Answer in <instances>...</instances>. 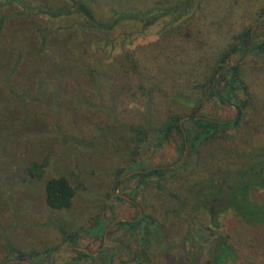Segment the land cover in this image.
<instances>
[{
	"label": "trees",
	"instance_id": "1",
	"mask_svg": "<svg viewBox=\"0 0 264 264\" xmlns=\"http://www.w3.org/2000/svg\"><path fill=\"white\" fill-rule=\"evenodd\" d=\"M204 4L205 0H0L2 144L11 134L3 131L2 125L12 132L13 139L20 137L25 140L24 136L59 132L62 127L57 115L63 105H67L72 115L82 111L79 113L83 115L89 113L91 116L117 119L118 105L123 98L121 89L114 87V77L121 72L137 74L138 79L128 98L145 96V114L154 110V92H165L163 83L150 73L140 72V64L127 58L123 45L128 38L131 40L132 34H121V27L133 25L142 34L152 25L164 22L165 27L180 37L179 26L192 24L201 14ZM253 22H264V8L258 11ZM259 28H264V25ZM250 31L251 26L226 41L220 53L208 63V72L186 81L187 92L179 90L166 97L175 102L185 101L182 107L190 109L187 114L190 119L183 122L185 131L180 128L179 120L183 115L179 113L169 115L159 125H152L144 117H140L141 122L126 121L122 124L124 150L129 152L125 158L126 168H122L118 176L139 170L125 179L124 184L136 181L137 187L155 191L158 197H169L177 207L173 209L174 217L186 224L179 241L175 243L170 238L154 211L153 214L145 212L139 218H131L132 221L116 223L125 231L121 234V242L109 243L102 249L108 223L98 217L85 231L58 227L68 246L79 247L82 237L100 239L101 242L98 252L73 249L74 255L59 264H165V257L173 252L180 256V264H198L197 253L206 245L210 253L208 264H229L236 260L237 255L228 237L221 232L223 215L231 212L247 227H264V200L251 198L252 190L264 189V136L256 148L240 154V162L227 159L226 154L221 164L216 168L210 164L209 174L199 177L193 175L195 169L188 167L204 145L218 138L224 139L228 131L240 124L250 98L258 96L254 92L256 83L247 72L244 73L240 64L222 71L215 83L217 71L227 66L232 58L236 57L237 61L244 58L249 49ZM197 33L195 38L200 45L205 38L201 29ZM121 51L125 53L123 56ZM260 54H264V38L254 41L247 56ZM200 60L199 53L195 52H189L179 61L173 59L168 81L173 80L178 90L186 80L183 75H188ZM199 78L202 83L198 92L195 85ZM71 81L80 87L73 98L67 100L66 90ZM218 86L220 90L217 91ZM212 99L222 105L237 107L239 117L232 123L214 122L213 117H206L200 111L208 108ZM192 101L197 104L192 105ZM47 119H51L50 127ZM150 133H153L156 147L177 134L180 150L172 164L180 159L186 146L189 151L183 161L172 169L162 166L143 168L142 162L134 158L135 145ZM48 164L47 154L38 161L30 160L24 165L27 179H42ZM44 190L49 210L66 211L72 206L77 187L65 177H55L45 183ZM114 198L125 202L117 195ZM198 218L199 230L189 226ZM94 252L96 254H92ZM45 254L49 253H36L34 259L28 261L37 264L38 258ZM155 259L162 260V263H156ZM11 260H25V255L19 250H10L1 264Z\"/></svg>",
	"mask_w": 264,
	"mask_h": 264
},
{
	"label": "rangeland",
	"instance_id": "2",
	"mask_svg": "<svg viewBox=\"0 0 264 264\" xmlns=\"http://www.w3.org/2000/svg\"><path fill=\"white\" fill-rule=\"evenodd\" d=\"M262 8H264V0H205L201 14L195 17L192 24L185 23L179 26L181 30L179 33H182L180 37L174 35L173 30L165 27L164 22L152 25L142 34H139L136 26H122L121 34H132L131 40L129 41L128 38L123 45L127 58L140 64V72L150 73L155 76V80L163 83L165 92H154L155 108L151 112L148 111V114H145L147 112L145 96L128 98L138 79L137 74L121 72V75L114 77L116 80L114 87L116 90L121 89L123 98L118 105L117 119L91 116L89 113L83 115L79 113L82 111L72 115L71 111L67 110V105H63L57 115L62 127L59 132L41 136H24L25 140L20 137L13 139L12 132L2 125V130L11 134L4 144L0 141V264L10 250L21 251L25 255V260H11L12 262L8 261L9 263L6 262V264H13V262L25 264L21 261L29 262V259H34V254L40 252L49 254L38 258L37 264H59L74 255L73 249L96 251L101 243L100 239L82 237L79 247L68 246L64 243L58 227L65 226L70 231L81 232L85 231L98 217L104 219L109 226L105 245L103 237L102 249L109 243L121 242V234L125 231L117 227L116 223L111 225L114 220L137 218L140 212L142 216L145 212L153 214L156 211L164 229L169 232L170 238L175 243L178 242L179 235L186 229V224L174 217L173 209L177 207L170 202L169 197L167 195L158 197L155 191L137 187L136 181L124 184L125 179L136 173L125 178V175L118 176L121 169L126 168L125 158L129 152L124 150L125 131L122 124L126 121L141 122L143 120L140 117H144L152 125H159V122L167 119L169 115L179 113L183 115L179 120L180 128L182 132L185 131L183 122L190 119V115H187L190 109L182 107L185 101L175 102L166 97L179 90L187 92L186 81L191 77L197 79L202 73L208 72V63L220 53L226 41L249 26L252 29L258 23L253 21ZM259 27L262 25L253 30L252 43L250 44L249 40V49L244 58L239 61L236 57L232 58L230 63L215 75L216 83L222 71L240 64L244 73L247 72L256 83L254 92L258 96L250 98L251 102L244 111V117L234 130L228 131L224 139L218 138L200 149L193 164L188 166L196 170L193 175L198 177L208 175L209 165L212 164L216 168L224 161L226 154L227 159L240 162L241 153L252 151L262 142L264 54L247 56L254 41L264 38V28ZM198 29L203 31L205 38L200 45L195 38ZM189 52L199 53L201 60L188 71V75H183L186 80L177 90L176 83L173 80L168 81L171 78L172 65H174L173 59L182 60ZM201 83L202 80L199 78L195 85L198 92L201 90ZM70 84L66 90L67 100L73 98L76 89L80 87L73 81ZM221 85L222 83L220 88ZM128 86L130 89H127ZM220 88L218 86L216 90ZM238 96L242 97L241 94ZM208 103V108L200 112H204L206 117H213L214 120H211L214 122L233 120L236 110H238L237 118L239 117L240 111L235 106L222 105L214 99ZM194 104L197 102L192 101V105ZM47 121L50 127L51 119ZM152 135L153 133L148 134L145 139L135 145L134 158L142 162L143 168L162 166L172 169L183 161L189 151L186 146L176 162L178 164H172L176 161L180 150V137L177 134H173L160 147L155 146ZM46 154L49 156V164L42 179L28 180L24 165L30 160L38 161ZM55 177H65L74 187H77L72 206L66 211H51L45 203V183ZM114 195L124 199L125 202L116 200ZM251 198L255 201L264 200V189L252 190ZM199 222L198 218L189 226L199 230L197 227ZM220 223L222 234L228 237L237 255L236 260L229 264H264V227H247L231 212L224 214ZM204 232L208 235V232ZM176 255L177 253L173 252L171 256H166L165 264H180V256ZM209 257L210 253L206 245L197 253L198 264H208ZM155 262L162 263V260L155 259Z\"/></svg>",
	"mask_w": 264,
	"mask_h": 264
},
{
	"label": "water",
	"instance_id": "3",
	"mask_svg": "<svg viewBox=\"0 0 264 264\" xmlns=\"http://www.w3.org/2000/svg\"><path fill=\"white\" fill-rule=\"evenodd\" d=\"M261 25H264V22H261V23H257L256 25H254V27L251 29V31H250V36H251V39H250V44L252 43V34H253V30L255 29V27H257V26H261ZM221 71V69L217 72V74L219 73ZM237 112H236V115H235V118L233 119V120H231V121H224V122H222V123H230V122H232V121H234L236 118H237V116H238V110H236ZM182 160V159H181ZM180 160V161H181ZM179 161V162H180ZM176 164H178V163H176ZM175 164V165H176ZM137 172H140V171H133V172H131V173H128L127 175H125L124 176V178L125 177H128L129 175H131V174H133V173H137ZM141 216V212H140V214L138 215V217L137 218H139ZM133 219H129V218H118V219H116V220H114L112 223H111V225H113V224H115V223H117V222H120V221H132ZM110 225V226H111ZM108 228H109V226L105 229V231H104V235H103V237H104V245H105V243H106V240H107V231H108ZM65 248H67V247H65ZM76 249H79V250H81V251H84V252H88L86 249H83V248H76ZM9 262H12V261H9ZM8 262V263H9ZM21 262H23V263H25V264H30L29 262H27V261H21ZM4 264H6V263H4Z\"/></svg>",
	"mask_w": 264,
	"mask_h": 264
}]
</instances>
